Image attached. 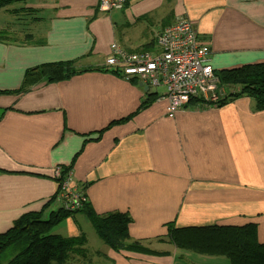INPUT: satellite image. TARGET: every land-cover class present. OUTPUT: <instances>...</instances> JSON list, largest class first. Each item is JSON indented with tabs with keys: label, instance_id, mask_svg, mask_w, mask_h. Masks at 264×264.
I'll use <instances>...</instances> for the list:
<instances>
[{
	"label": "crops",
	"instance_id": "obj_1",
	"mask_svg": "<svg viewBox=\"0 0 264 264\" xmlns=\"http://www.w3.org/2000/svg\"><path fill=\"white\" fill-rule=\"evenodd\" d=\"M2 16L1 91L45 63L100 69L0 94V232L25 212L59 206L51 197L61 166L92 211L128 213L130 239L153 251L111 249L79 210L54 226L86 238L90 259L73 264H229L159 241L168 223H254L264 240V108L246 95L222 105L192 98L169 116L163 85L105 63L113 49L158 54L157 34L181 16L214 71L264 62V0H126L111 11L98 0H21Z\"/></svg>",
	"mask_w": 264,
	"mask_h": 264
},
{
	"label": "trees",
	"instance_id": "obj_2",
	"mask_svg": "<svg viewBox=\"0 0 264 264\" xmlns=\"http://www.w3.org/2000/svg\"><path fill=\"white\" fill-rule=\"evenodd\" d=\"M16 1L21 0H0V8ZM4 34L5 31L1 29V39H4ZM75 62L76 60L51 62L29 68L25 71L18 89L0 90V94L22 92L38 81L66 80L84 71L100 69L78 68ZM213 74L217 79L216 90L220 93L217 100L209 103L222 105L231 99L246 95L253 99L256 110L264 108V62L213 70ZM56 192L51 201L55 200ZM46 209L47 205L39 211L25 212L15 218L8 229L0 232V264H73L77 259L88 262L90 253L83 234L69 237L52 232L54 226L79 210L86 214L97 237L111 249L153 252L130 239L128 225L131 218L128 213L111 211L96 214L91 210L88 201L75 211H68L59 205L45 216ZM166 227L167 233L159 238V241H166L197 253L222 255L228 259L229 264H264V240L258 241L254 223L180 228L168 223Z\"/></svg>",
	"mask_w": 264,
	"mask_h": 264
},
{
	"label": "built area",
	"instance_id": "obj_3",
	"mask_svg": "<svg viewBox=\"0 0 264 264\" xmlns=\"http://www.w3.org/2000/svg\"><path fill=\"white\" fill-rule=\"evenodd\" d=\"M126 0H98L103 11L120 9ZM160 52L148 55L143 52L125 53L117 51V56L105 58L108 66H117L126 76H135L142 83L163 85L167 99V114L172 116L177 109L192 98L204 102L218 98L217 79L209 59V48L197 39V32L185 17H178L170 26L156 36ZM59 178L56 202L68 211L80 209L88 201L87 195L72 183L69 171L61 166L54 169Z\"/></svg>",
	"mask_w": 264,
	"mask_h": 264
},
{
	"label": "rangeland",
	"instance_id": "obj_4",
	"mask_svg": "<svg viewBox=\"0 0 264 264\" xmlns=\"http://www.w3.org/2000/svg\"><path fill=\"white\" fill-rule=\"evenodd\" d=\"M0 19H2V21H3V20H8V18H4L3 16H2V18H0ZM58 205H59V204H58ZM57 229H58V227H57V228H54V227H53V228H52V232H57ZM98 241H99V240H98ZM72 262H75V261L72 260ZM76 264H77V263H76Z\"/></svg>",
	"mask_w": 264,
	"mask_h": 264
}]
</instances>
